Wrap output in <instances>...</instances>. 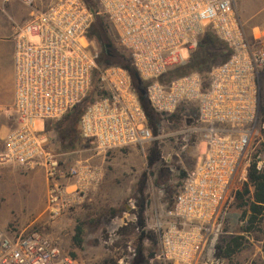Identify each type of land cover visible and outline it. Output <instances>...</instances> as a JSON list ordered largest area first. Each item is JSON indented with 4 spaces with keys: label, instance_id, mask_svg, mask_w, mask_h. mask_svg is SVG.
<instances>
[{
    "label": "built area",
    "instance_id": "built-area-1",
    "mask_svg": "<svg viewBox=\"0 0 264 264\" xmlns=\"http://www.w3.org/2000/svg\"><path fill=\"white\" fill-rule=\"evenodd\" d=\"M18 1L32 11L15 28V125L0 150V166L42 168L48 182L46 212L55 220L90 200L104 179V167L89 159L66 164L50 134L39 128L40 121L59 119L81 103L97 75L101 94L80 117L82 140L94 142L101 153L143 147L154 133L128 71L120 65L99 66V48L88 37L94 14L85 0H48L42 7L39 0ZM98 2L120 45L148 81L152 107L163 115L184 104L198 107L186 128L198 139L195 165L154 228L162 248L159 257L173 264H213L248 166L262 157L256 148L264 147V122H259L264 33L248 38L237 0ZM207 30L227 43L228 59L206 75L191 72L169 83L160 81L169 68L187 60L185 52L197 48ZM0 264L75 261L56 241L32 230L0 233Z\"/></svg>",
    "mask_w": 264,
    "mask_h": 264
},
{
    "label": "rangeland",
    "instance_id": "rangeland-1",
    "mask_svg": "<svg viewBox=\"0 0 264 264\" xmlns=\"http://www.w3.org/2000/svg\"><path fill=\"white\" fill-rule=\"evenodd\" d=\"M47 1L39 0L38 6H44ZM23 6L27 11L25 16L14 24L15 28L17 24H24L31 17L32 9L24 4ZM236 9L249 39L264 33V0H237ZM116 41L118 46L122 47L117 38ZM124 52L129 56L125 49ZM190 53L185 52L187 59ZM259 87V122L262 125L264 74L260 75ZM96 93L94 92V96ZM87 102L88 99L84 103ZM185 105L182 119L177 121L165 115L158 132L153 131L154 139L145 146L114 147L101 153L94 142L80 141L76 148L69 147L72 138H79V121L75 124L71 136L63 131L67 125L73 123V120L66 115L59 119L47 120V123L45 120L41 121L39 128L41 130L49 128L53 135L52 146L56 150L62 152L74 150L73 153L62 156L66 164L72 165L78 159L102 163L104 179L91 192L90 200L84 206L73 207L60 218L52 220L45 206L40 211L37 209L32 211L25 207H16L8 201L9 197L6 193L11 192L10 187L17 183L16 180L21 187H25L30 180L28 175H19L18 179L13 175H0V233L39 231L56 241L75 264H138V257L142 251L145 260L140 264H173L159 257L162 248L159 232L155 230L154 223L158 215H162L173 203L178 187L183 181L182 171L191 170L197 159L198 139L186 128L192 124L198 113L195 116L191 110L196 108V104ZM7 133L9 132L0 133V150L4 148ZM153 145L161 149V158L155 166L149 167L147 156ZM256 151L261 152L262 157L253 158L257 162L261 159L258 165L263 166L264 147L258 146ZM243 186L244 183L241 189ZM43 189L47 200V187ZM41 190V178L36 177V184L32 186V195L39 203L38 208L41 203ZM142 201L145 202V227L140 226L137 218L139 203ZM111 208L118 209L119 214L113 216ZM247 208L248 206L243 204L241 199H236L219 242L242 234L245 236L243 248L230 259L216 255L213 264H264V222L251 232L245 231L248 222L247 217L243 218V213ZM78 218L85 222V241L81 248H74L71 243ZM142 231H152L157 239L146 238L141 241Z\"/></svg>",
    "mask_w": 264,
    "mask_h": 264
},
{
    "label": "trees",
    "instance_id": "trees-1",
    "mask_svg": "<svg viewBox=\"0 0 264 264\" xmlns=\"http://www.w3.org/2000/svg\"><path fill=\"white\" fill-rule=\"evenodd\" d=\"M85 2L91 12L94 14V20L88 37L89 39L94 40L99 48V66L103 68L110 65H120L128 71L132 80V84L137 91L142 107L144 108L148 117L149 125L152 131L157 133L162 119L165 118V115L167 114L163 115L152 107L147 96L148 81L142 78L138 69L130 58V55L128 56L124 52V49L118 46L116 41V38L119 40L118 34L113 26L109 23L106 16L100 13L99 2L97 0H85ZM230 55L231 49L227 43L220 39L213 31L207 30L201 36L197 48L191 51L189 58L184 63L169 68L159 77V79L164 83H169L173 79L191 72H199L203 75H206L212 69V67L224 62ZM99 89V78L96 75L94 78L93 87L87 97L81 103L68 111V113H66V116L73 120L72 125H67L65 130H63L66 135H73L75 124L80 120V117L83 114L86 106L96 98V96H94V92H97L96 95L101 94ZM87 99L88 102L84 103ZM185 106V104L183 106L181 105L177 112L168 114V118H172L177 121L181 120L182 115L184 114L183 111L186 109ZM191 110L196 116V113H198V107L196 106V108H192ZM80 141V138H72L69 143V147L76 148L79 144L78 142ZM256 155L257 153H255L254 156ZM160 158L161 149L157 145H153L150 148V152L147 156L148 166H155L159 162ZM188 172L189 171H182V179L186 177ZM237 198L241 199L243 204L248 206V208L243 213V218L247 217L248 222L244 230L251 232L257 229L259 225L264 222V166L262 168H258L256 160H252L248 166V172L246 180L244 181V186L242 189L237 191ZM139 206L140 208L137 213L138 223L141 227H145V202H140ZM110 211L113 216L119 214L118 209L111 208ZM77 221L78 222L75 227V232L72 236L71 244L74 248H81L85 241V222L79 218ZM146 238L152 240L157 239L156 235H154L152 231H142L140 240L143 241ZM244 241L245 236L242 234L235 235L230 239H223L222 243H219V239L217 244V255L227 259L232 258L243 248ZM142 252L138 257V264L145 260ZM72 255L75 256V253L72 252Z\"/></svg>",
    "mask_w": 264,
    "mask_h": 264
},
{
    "label": "crops",
    "instance_id": "crops-1",
    "mask_svg": "<svg viewBox=\"0 0 264 264\" xmlns=\"http://www.w3.org/2000/svg\"><path fill=\"white\" fill-rule=\"evenodd\" d=\"M26 11L27 10L23 6V3L18 0H0V133L9 132L15 124L14 24L25 16ZM45 121L47 123V120ZM45 131L50 134L53 144V135L50 133L49 128ZM79 138L81 139V142L84 143L80 136V132ZM58 152L62 156H65L69 153H73L74 150L71 149L70 151L67 150ZM0 175H13L15 179H18L19 175H28V179L30 180L26 183L25 187H21L17 180V183H14L12 187H10L11 192L6 193L9 197L8 201L16 207H25L26 209L32 211L36 209L40 211L43 206H45L46 210L47 200H45V190L43 188L48 187V182L42 168L9 164L0 166ZM36 177L41 178L42 183L40 208H38V201H35L32 195V186L36 184Z\"/></svg>",
    "mask_w": 264,
    "mask_h": 264
}]
</instances>
